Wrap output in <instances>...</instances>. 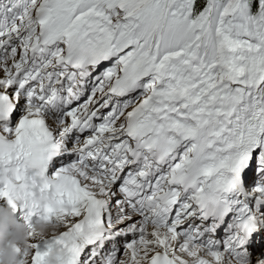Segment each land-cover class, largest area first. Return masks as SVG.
<instances>
[{
	"label": "snow or ice",
	"instance_id": "6c2138e0",
	"mask_svg": "<svg viewBox=\"0 0 264 264\" xmlns=\"http://www.w3.org/2000/svg\"><path fill=\"white\" fill-rule=\"evenodd\" d=\"M0 264H264V0H0Z\"/></svg>",
	"mask_w": 264,
	"mask_h": 264
},
{
	"label": "rangeland",
	"instance_id": "374dc122",
	"mask_svg": "<svg viewBox=\"0 0 264 264\" xmlns=\"http://www.w3.org/2000/svg\"><path fill=\"white\" fill-rule=\"evenodd\" d=\"M2 239H3V235H2V231L0 230V244H2Z\"/></svg>",
	"mask_w": 264,
	"mask_h": 264
},
{
	"label": "bare ground",
	"instance_id": "6f19581e",
	"mask_svg": "<svg viewBox=\"0 0 264 264\" xmlns=\"http://www.w3.org/2000/svg\"><path fill=\"white\" fill-rule=\"evenodd\" d=\"M2 231V230H1ZM2 241H3V239H2Z\"/></svg>",
	"mask_w": 264,
	"mask_h": 264
}]
</instances>
